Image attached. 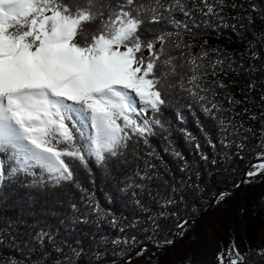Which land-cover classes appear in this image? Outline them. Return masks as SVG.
<instances>
[{
  "label": "snow or ice",
  "instance_id": "6c2138e0",
  "mask_svg": "<svg viewBox=\"0 0 264 264\" xmlns=\"http://www.w3.org/2000/svg\"><path fill=\"white\" fill-rule=\"evenodd\" d=\"M226 7L235 9L238 5L227 0H0V200L4 189L28 178V186L33 188L68 182L86 192L74 178L92 159L101 165L131 166L140 158L139 145H147L154 130L165 127L161 116L170 104L169 97L190 101L186 107L194 116L198 107L215 119L226 148L235 146L243 151L247 139L241 135L243 131L256 136L261 162L251 166L245 173L248 179L242 183L264 175V123L257 132L232 117L218 115L235 109L216 99L220 95L216 89L228 84L208 79L238 72L234 57L219 49L194 53L183 38L185 34L195 38L194 29L210 25L213 18L227 26L222 16ZM210 52L219 55L214 57ZM250 55L258 58L254 52ZM245 71L257 69L250 65ZM255 86L254 81L248 85L249 89ZM225 99L228 105L242 102L231 96ZM177 119L184 122V113L177 112ZM155 168L148 161L143 169L137 164L134 176L129 177L132 182L124 183L121 190L148 189L149 185L140 181L158 178L159 173L150 171ZM198 189L199 185L187 182L172 184L168 194L156 201L160 210L145 218L140 230L152 234L146 238L151 240L158 234L160 219L179 217L178 206L186 203V193L194 194ZM131 195L138 197L140 192ZM81 199L85 202L83 211L71 204V213L58 219L57 226L34 228L27 241L18 240L19 228L30 227L22 216L9 220L6 231L0 228V239L23 243L30 249L49 247L41 253V264H103L108 254L104 242L85 249L80 242L58 239L59 227L74 230L76 225L91 223L100 227L108 219L90 196ZM135 203L143 212L150 211L140 199ZM108 223L115 227L118 221L113 217ZM187 223L179 221L176 227L183 231ZM111 243L116 246L112 255L119 257L111 264H129L126 254L137 246V238ZM171 243L157 241L156 246ZM144 251L140 247L134 255ZM217 259L219 264L225 260L245 264L234 245Z\"/></svg>",
  "mask_w": 264,
  "mask_h": 264
},
{
  "label": "trees",
  "instance_id": "16d2710c",
  "mask_svg": "<svg viewBox=\"0 0 264 264\" xmlns=\"http://www.w3.org/2000/svg\"><path fill=\"white\" fill-rule=\"evenodd\" d=\"M185 2L190 3V0ZM209 2L212 3L213 0ZM227 2L238 5L235 9L231 7L224 9L222 16L227 26L219 24L213 18L210 25L201 24L199 28L194 29L197 33L195 38L189 34H185L183 38L192 45L194 53L205 49H219L229 57H234V66L238 72H230L228 75L233 91L217 88L216 91L220 95H217L216 99L227 107H233L235 112L218 115L232 117L235 121L243 123L245 128L251 127L258 132L261 123H264V118H261V113H264V101L261 100V95L264 94V36H261V30L264 29V0H227ZM203 18L207 19V17ZM199 19L198 17V23ZM253 52L257 54V59H253L250 55ZM210 55L215 57L219 53L210 52ZM250 65H255L257 71H245ZM208 79L221 80V76L208 77ZM253 81L256 86L254 89H249L248 85ZM227 96L242 102L228 105L225 99ZM169 101V106L163 109L161 116L165 127L155 129V134L149 138L147 145L143 143L139 145L140 158L131 166L101 165L94 159L90 160L88 168H79L74 178L83 189H86V192H82L75 183L68 182L60 186L49 184L46 188H33L28 186L31 180L28 178L24 183L13 184L4 189L3 198L0 200V228L6 231L9 220H16L22 216L30 227L19 228L18 240L27 241L28 233L34 228L43 227L45 224L49 227L57 226L58 219L71 213V204L75 203L83 211L85 202L81 197L90 196L93 203L102 210V214L108 219L115 217L118 224L113 227L108 223V219H105L100 227L95 223L79 224L74 230L59 227L58 239L70 243L80 242L85 249L91 248L97 241L104 242L108 254L103 264H111L112 260L119 259L112 255L116 246L111 242L135 236L138 244L130 247L126 254L129 263L134 253L143 247L145 251L139 257L143 259L144 264H161L166 260L178 264L179 262L192 264L199 254L196 247L198 239L192 237L194 233L199 232V222L213 209L222 206L225 216L228 217H225L226 233L230 218L233 216L235 218L232 233H235V238L231 246L234 245L239 250L245 264H264V252H259L254 247L256 235L264 224L263 213L255 210L260 200V191L264 188V177L262 179L253 177L250 182L242 183L248 179L245 173L252 170L253 164L260 162L257 153L261 149L256 147L257 137L251 132L243 131L241 135L247 137L244 140L246 145L244 150L240 151L235 146L226 148L221 143L224 137L215 119L206 116L195 106L194 116L186 107L190 101L174 97H169ZM177 112L184 113V122L177 119ZM252 115L257 116L258 119H249ZM184 129H187L191 135L189 136ZM197 144L199 148L196 147ZM148 152L152 155H147ZM202 156H206L207 159H203ZM241 156L243 159L240 158ZM146 161L156 165V168L150 171L159 173V177L151 181H140L149 185L144 191L134 188L121 190L124 183L132 182L129 177L134 176L137 164L143 169ZM138 179L137 177L136 180ZM184 182L199 185V189L194 194L186 193V203L178 206L179 217L168 216L160 219V231L151 240L147 239L146 237L152 234L140 230L145 224L146 216L160 210L156 201L168 194L172 184L179 185ZM240 188L243 190V200L246 204L242 215L247 231L248 250L236 235ZM133 191L140 192V195L138 197L131 195ZM137 198L150 210L148 213L143 212L136 205ZM182 220L188 221L183 231L176 227V224ZM133 223L137 226L129 227ZM121 228L124 231H121ZM165 240H171L173 243L160 248L156 246L157 241ZM175 249L181 250L180 256ZM48 250L49 247L30 249L23 243L0 239V264H11L13 260L17 264H41L39 260L41 253ZM186 255H190L191 259H187Z\"/></svg>",
  "mask_w": 264,
  "mask_h": 264
},
{
  "label": "rangeland",
  "instance_id": "374dc122",
  "mask_svg": "<svg viewBox=\"0 0 264 264\" xmlns=\"http://www.w3.org/2000/svg\"><path fill=\"white\" fill-rule=\"evenodd\" d=\"M221 80L228 84L227 89L230 91H233V87L231 84L230 79L228 76L221 75ZM264 175L257 176V178L262 179ZM256 178V177H254ZM239 211L237 213V220H238V227L236 231V235L238 236V239L246 248L249 249L248 245V237H247V231L245 228V220L243 218V211L246 207L244 199V193L242 188L239 189ZM256 212H262V218L264 220V188L260 191V200L256 204ZM225 217V210L224 207L220 206V208L213 209V211L209 212L207 216H205L200 222H199V232L197 234H193V238L196 237L198 239V242L196 243V247L199 250V254L197 255L196 259H194L192 264H219V260L217 259L218 254L224 251L225 249L229 248L232 244H234V216L230 218V221L227 225V233L225 232V224L226 220ZM264 223V221H263ZM197 235V236H196ZM254 247L259 252H264V224L263 227L260 228L258 231L256 238H255V245ZM176 253L180 251L175 249ZM186 253V251H184ZM187 259H191L190 255H186ZM173 262V263H172ZM129 264H144L143 259H141L139 256H133L131 263ZM161 264H178L175 261H165ZM179 264H181L179 262ZM184 264H188L184 263ZM225 264H228V261L225 260Z\"/></svg>",
  "mask_w": 264,
  "mask_h": 264
},
{
  "label": "water",
  "instance_id": "95a60500",
  "mask_svg": "<svg viewBox=\"0 0 264 264\" xmlns=\"http://www.w3.org/2000/svg\"><path fill=\"white\" fill-rule=\"evenodd\" d=\"M261 162V161H260Z\"/></svg>",
  "mask_w": 264,
  "mask_h": 264
}]
</instances>
